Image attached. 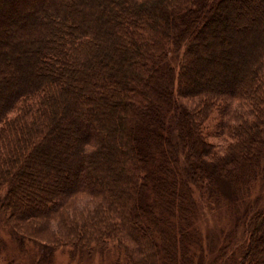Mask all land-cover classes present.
<instances>
[{
  "label": "trees",
  "instance_id": "trees-1",
  "mask_svg": "<svg viewBox=\"0 0 264 264\" xmlns=\"http://www.w3.org/2000/svg\"><path fill=\"white\" fill-rule=\"evenodd\" d=\"M215 108L224 147L202 131ZM261 155L264 0H0V212L16 232L197 264L200 203L249 193ZM252 217L238 264H264Z\"/></svg>",
  "mask_w": 264,
  "mask_h": 264
},
{
  "label": "rangeland",
  "instance_id": "rangeland-1",
  "mask_svg": "<svg viewBox=\"0 0 264 264\" xmlns=\"http://www.w3.org/2000/svg\"><path fill=\"white\" fill-rule=\"evenodd\" d=\"M217 13H221V10L218 9ZM210 26L211 28L213 27V31L218 27L216 22L214 24L211 23ZM171 53L172 50L169 55ZM168 62L171 65L177 66L176 64L179 62V59L172 54ZM179 84L180 80H174L173 90L177 89ZM165 85L167 86L165 87ZM169 86L167 79L159 84L158 88L163 92L159 95V104L162 106L166 105L167 100L172 99V97L169 99V95H171L168 92ZM188 103L192 104L189 100ZM220 111V109L215 108L205 125L206 129H202V131L204 134V130H208L210 136H207V139L209 138L215 145L224 147L231 140L229 137L218 136V131L221 129L219 124L222 121ZM13 115L12 118H16V124L25 119L24 115L17 116L16 113ZM263 158V155H261L258 159L259 162ZM258 160L252 161V168H254L252 169V174H255L251 179L249 193L238 194L237 192L235 193L233 188L231 192L227 191L228 188H219L222 190V198L220 200H216V202L203 200V203H200L202 212L198 215L197 224L203 234V246L197 251L196 259L194 258L197 264H223L225 259L227 260L226 263H229L228 257L232 256V251L236 253V260L232 264H238V258L242 256V252L248 241L249 229L253 222L252 216L256 210H264V181L259 182L258 180L256 182V178L260 177L261 179V176H263L262 172H257ZM150 163L148 169L152 170L153 176H158L163 181L166 180L168 182V178H170L169 174L164 172L163 169L159 171V166L162 165L161 160H152ZM219 183L226 184L228 182ZM226 186L230 187L228 184ZM5 190L6 188L3 191ZM148 190L149 188L146 191ZM3 191L0 193V197ZM196 196L198 198V193H196ZM160 204L155 203V208L156 205ZM142 222L145 224L144 217ZM28 233L32 236L31 232ZM29 235L27 233L16 232L8 223L5 214L0 212V264H131L123 250L116 246V243H110L104 247L97 246L89 252L87 249H79L67 243H65L67 245L64 244V246L59 248L45 246ZM225 245L224 252L221 248ZM157 248L159 249V245H157ZM160 259L161 254L157 256V260L159 261ZM144 260L146 263L149 261L147 257H144Z\"/></svg>",
  "mask_w": 264,
  "mask_h": 264
}]
</instances>
